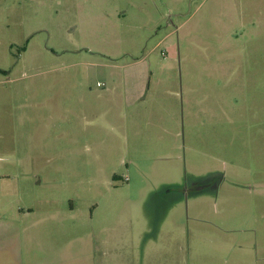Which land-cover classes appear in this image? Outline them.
Masks as SVG:
<instances>
[{"label":"rangeland","instance_id":"rangeland-1","mask_svg":"<svg viewBox=\"0 0 264 264\" xmlns=\"http://www.w3.org/2000/svg\"><path fill=\"white\" fill-rule=\"evenodd\" d=\"M175 165L224 180L153 236ZM0 264H264V0H0Z\"/></svg>","mask_w":264,"mask_h":264},{"label":"flooded vegetation","instance_id":"flooded-vegetation-1","mask_svg":"<svg viewBox=\"0 0 264 264\" xmlns=\"http://www.w3.org/2000/svg\"><path fill=\"white\" fill-rule=\"evenodd\" d=\"M167 168L168 171L173 172L176 176L174 177V175L172 176L169 173V175L166 174L163 177L156 178V180L166 183L167 189L155 194L161 197L162 201L159 200L158 205L160 207L163 206L164 209L160 211L155 205V212L149 217V223L151 224L146 231L151 230L153 236H156L158 232L176 229L170 220L167 221V223L165 222L171 213L169 210L174 207L173 205L175 202H184L185 200L192 199L191 197L203 193H209L215 196L224 180V175L219 170L207 171L204 174L195 176L192 173L186 175L187 172H183L178 165ZM159 202H161V204ZM168 222H170V225H168ZM156 242L159 243L158 240H156Z\"/></svg>","mask_w":264,"mask_h":264},{"label":"crops","instance_id":"crops-1","mask_svg":"<svg viewBox=\"0 0 264 264\" xmlns=\"http://www.w3.org/2000/svg\"><path fill=\"white\" fill-rule=\"evenodd\" d=\"M174 34H168L164 38L160 39L157 44H162L166 42V40L171 37ZM217 40L221 42L222 40V35L217 34ZM235 40V39H234ZM237 43L240 42V40H236ZM241 44V43H240ZM236 49L230 50V51H223L220 54L217 55L216 60L212 59V56L214 55V52H207V51H200L199 54L201 56L202 60H205V66L204 68H207V73L214 85H217L220 83V86L223 85L225 86L227 83L234 82V80H237L238 83L243 84V78L239 75V68H241V63H242V57L244 54V47L243 46H236ZM187 58H185L186 60ZM180 69L182 68L183 70V61L184 58L182 55H180ZM193 62H190V68H191V73L195 72L196 70L194 69L195 66H193ZM200 70V68H199ZM197 70V72L199 71ZM231 72L232 76L227 77V73L229 74ZM239 72V73H238ZM195 105V103H194ZM209 109L213 111V109H217V107L222 106L221 100L219 102L212 101V103L209 105ZM169 157V156H167ZM169 174V173H168ZM151 186L149 187V193L151 192H156L159 193L160 191H164L167 189V184L162 183L161 181L154 180L152 179L151 181Z\"/></svg>","mask_w":264,"mask_h":264},{"label":"trees","instance_id":"trees-1","mask_svg":"<svg viewBox=\"0 0 264 264\" xmlns=\"http://www.w3.org/2000/svg\"><path fill=\"white\" fill-rule=\"evenodd\" d=\"M113 178L115 179L116 178V175H113Z\"/></svg>","mask_w":264,"mask_h":264}]
</instances>
